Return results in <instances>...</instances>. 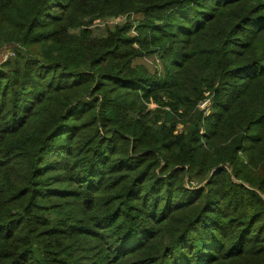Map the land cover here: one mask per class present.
<instances>
[{
    "label": "trees",
    "instance_id": "trees-1",
    "mask_svg": "<svg viewBox=\"0 0 264 264\" xmlns=\"http://www.w3.org/2000/svg\"><path fill=\"white\" fill-rule=\"evenodd\" d=\"M10 45L0 264H264V0H0Z\"/></svg>",
    "mask_w": 264,
    "mask_h": 264
},
{
    "label": "rangeland",
    "instance_id": "rangeland-1",
    "mask_svg": "<svg viewBox=\"0 0 264 264\" xmlns=\"http://www.w3.org/2000/svg\"><path fill=\"white\" fill-rule=\"evenodd\" d=\"M133 20H136L137 18L135 16L132 17ZM127 21L126 17H119V18H113V19H107L105 21H99L96 23L94 29L98 34L105 33V30L107 27L114 26L116 24H122ZM10 48H14V46H9ZM139 64L145 65L148 69L154 71L157 68L161 67L160 60L157 57H145L142 59H139L137 61ZM151 108H155V106H151Z\"/></svg>",
    "mask_w": 264,
    "mask_h": 264
},
{
    "label": "built area",
    "instance_id": "built-area-1",
    "mask_svg": "<svg viewBox=\"0 0 264 264\" xmlns=\"http://www.w3.org/2000/svg\"><path fill=\"white\" fill-rule=\"evenodd\" d=\"M12 46V45H10ZM17 47L14 48H10L9 46H4L0 49V65L4 62H6L7 60L15 57L16 55V49ZM209 101H206L204 103L201 104V108L202 109H207L209 106Z\"/></svg>",
    "mask_w": 264,
    "mask_h": 264
}]
</instances>
